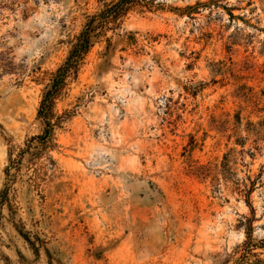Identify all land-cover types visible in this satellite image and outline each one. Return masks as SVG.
<instances>
[{"label":"rangeland","instance_id":"1","mask_svg":"<svg viewBox=\"0 0 264 264\" xmlns=\"http://www.w3.org/2000/svg\"><path fill=\"white\" fill-rule=\"evenodd\" d=\"M113 1L0 0V264H264V0L108 22L39 147L52 73Z\"/></svg>","mask_w":264,"mask_h":264},{"label":"trees","instance_id":"2","mask_svg":"<svg viewBox=\"0 0 264 264\" xmlns=\"http://www.w3.org/2000/svg\"><path fill=\"white\" fill-rule=\"evenodd\" d=\"M143 0H115L88 17L81 31L75 37L68 54L63 62L52 73L50 82L42 93L37 108V117L42 121L43 130L40 134L35 135L40 148H46L53 139V131L60 124L61 116L56 115L53 111L55 99L59 96L61 90L66 84L67 78L76 77L78 69L91 46L94 39L100 35L106 24L122 17L128 9L140 4ZM9 161L12 163L14 160ZM9 165L5 171L8 172ZM252 190V185L247 189ZM4 191L0 192V203L4 199ZM29 240V239H28Z\"/></svg>","mask_w":264,"mask_h":264}]
</instances>
